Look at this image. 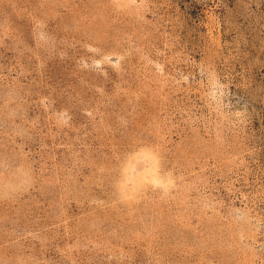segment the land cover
<instances>
[{
  "label": "rangeland",
  "instance_id": "rangeland-1",
  "mask_svg": "<svg viewBox=\"0 0 264 264\" xmlns=\"http://www.w3.org/2000/svg\"><path fill=\"white\" fill-rule=\"evenodd\" d=\"M0 264H264V0H0Z\"/></svg>",
  "mask_w": 264,
  "mask_h": 264
}]
</instances>
